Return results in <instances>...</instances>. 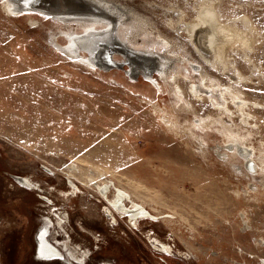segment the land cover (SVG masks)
Here are the masks:
<instances>
[{
  "label": "rangeland",
  "instance_id": "374dc122",
  "mask_svg": "<svg viewBox=\"0 0 264 264\" xmlns=\"http://www.w3.org/2000/svg\"><path fill=\"white\" fill-rule=\"evenodd\" d=\"M5 1L0 264H264V0H212L214 26L249 38L226 46V67L197 46L206 0H110L128 16L118 37L160 56L153 72L119 52L108 69L76 55L104 53L107 35L89 36L107 24L90 15ZM117 193L149 213L130 220ZM39 233L63 254L43 258Z\"/></svg>",
  "mask_w": 264,
  "mask_h": 264
},
{
  "label": "bare ground",
  "instance_id": "6f19581e",
  "mask_svg": "<svg viewBox=\"0 0 264 264\" xmlns=\"http://www.w3.org/2000/svg\"><path fill=\"white\" fill-rule=\"evenodd\" d=\"M86 0H64L65 5H67L69 7V10L72 11H80V9H82V7H84V5L86 4L85 2ZM98 3H101L103 6H107V9L110 11H112L113 15H116V17H118V28L120 27V25L125 26V22L127 20V13L124 12L125 9L123 7L119 8L116 4H114L112 1H108V0H96ZM7 2V3H6ZM5 3L10 6L11 8H18L19 4L14 1V0H6ZM58 4L54 5V4H50V9H57L56 6ZM89 5L91 4H87L86 5V9L84 11H90ZM91 7V6H90ZM8 8V7H7ZM20 8V7H19ZM121 9V10H120ZM215 11L217 12L216 8L214 7V3L212 0H206L204 1L201 6L198 8V13L199 15L195 17L194 19V32L198 35H201V38L203 37V39H205V44L202 42H198L197 46H199L203 51L205 52H210L213 54V57L211 58H207V60L209 61V64H213V66H219V63L224 64V66L226 67V62H224V53H225V49L226 46L229 43H232L233 41H237V40H241L243 43H247L248 44V35L247 33H245L246 31L240 29L238 27L237 24H228L226 22H222L219 18H218V24L216 26H214V21L215 19ZM7 12V10H6ZM90 15V14H89ZM54 17H70V18H83V16H88L86 15H78V14H68V13H62V15H56L53 14ZM92 16V15H90ZM86 19L90 18V17H84ZM92 18L99 20L98 18H96V16H92ZM89 20V19H88ZM93 20V19H92ZM201 20H203L204 23L200 24V22H202ZM234 22H236V20H240L241 22H243L247 29L250 27V21L248 19L247 16H245L244 14L239 17V18H234L233 19ZM255 28V27H254ZM118 30V29H117ZM249 30V29H248ZM100 30L93 29L91 36H102L105 37L106 33L105 32H109V31H105V32H98ZM191 31V30H190ZM251 31V30H250ZM192 32V31H191ZM90 33V32H89ZM112 32H109L106 38L102 39L99 38V42L101 41H105L108 44L111 45H115L116 47H118V39L120 40V42H122L123 44H125L130 50H133V52H131V56L128 57L129 63H131V66L135 67L136 65L139 66L138 64H135L136 62H132L131 59L135 60V61H143L142 64H144L145 66H147V68H150L149 71L153 72L154 68H157V65H159V60H160V56L158 55H153L150 52H145V55H141L139 54L138 51H136L137 53H135V50L138 49H134L131 48L130 46H128L126 44V42L124 40H122L121 38L118 37V32L112 36V34H110ZM82 34V33H81ZM79 34H75L74 37H76ZM80 36V35H79ZM73 37V38H74ZM215 38V41L212 43L211 42V38ZM118 38V39H117ZM199 38V37H198ZM198 38H196V40H198ZM76 39V38H75ZM79 40H84L86 41L85 38L81 39L78 38ZM90 41L89 43H87V45H91V39L88 38ZM94 40V39H93ZM77 41V40H76ZM75 41V42H76ZM250 41V40H249ZM119 42V43H120ZM121 44L122 48H123V44ZM73 45V44H72ZM77 45V44H76ZM74 46V45H73ZM80 46H76L72 49V51L76 52L75 50H78ZM81 49V48H80ZM78 52V51H77ZM144 52V51H142ZM120 53V52H119ZM95 56V55H94ZM205 60V59H204ZM143 65V66H144ZM136 66V67H137ZM151 66V67H149ZM193 68L194 70H197L199 67L196 64H193ZM203 66V65H202ZM160 70V69H157ZM206 76V75H205ZM150 77V76H149ZM203 78V77H202ZM152 79V78H151ZM206 79V78H205ZM212 82V81H211ZM216 86V85H215ZM196 87V86H195ZM211 88V87H210ZM222 88V87H221ZM230 90V89H229ZM213 91V90H212ZM227 91V89H226ZM220 92V91H219ZM224 92V91H223ZM230 92V91H229ZM228 93V92H227ZM239 94V93H238ZM221 96V95H220ZM242 96V95H241ZM237 97V95H236ZM240 97V96H239ZM224 98V97H223ZM239 100V99H238ZM227 101V100H226ZM247 102V101H246ZM248 103V102H247ZM226 104V103H224ZM239 104V103H238ZM221 105V104H220ZM242 105V104H241ZM245 107V106H244ZM226 108V107H225ZM237 108V107H236ZM227 109V108H226ZM246 116V115H245ZM247 118V117H246ZM249 133V132H248ZM238 134H236L237 136ZM225 136V135H224ZM234 137V136H233ZM239 137V136H238ZM223 138V137H222ZM242 138V137H239ZM230 139V138H229ZM228 139H226L227 141ZM232 140V139H231ZM230 140V141H231ZM234 148V147H233ZM258 149V148H257ZM239 150V149H238ZM263 151V150H262ZM242 152V151H241ZM231 153V151H230ZM234 153V152H233ZM232 154V153H231ZM233 155V154H232ZM251 155V154H250ZM234 156V155H233ZM257 156V155H256ZM256 158V157H255ZM262 158V157H261ZM262 161V160H261ZM256 162V161H255ZM250 168L255 169L256 168V163L254 164V162L252 161L250 163ZM256 170V169H255ZM101 187V186H100ZM105 187V186H104ZM103 186L101 188H104ZM100 190V189H99ZM124 195L117 193L116 195H114L113 197L110 198V202L111 205L116 208L118 211L128 215L130 220H134L139 214H148V210H146L143 207L136 206V207H130L129 205H127L125 203L124 200ZM128 197V196H127ZM107 200V199H106ZM129 201V200H128ZM108 205V204H107ZM109 211H111V209L109 208ZM120 216V214H119ZM114 219L115 216H114ZM132 223V222H131ZM137 224V223H136ZM43 230H45V228H43ZM46 233V232H45ZM48 233V232H47ZM40 234V235H39ZM37 238H38V252L42 255L43 258H50L53 257L55 255H61L63 254V252L56 246L54 245L52 242H50L47 238H45L44 234L39 233ZM56 242V241H55ZM61 245V244H60ZM70 249V248H69ZM173 251V250H172ZM71 252H69L70 254ZM72 253H75L72 251ZM72 255V254H71ZM73 256V255H72ZM71 256V257H72ZM69 258V257H68ZM67 258V259H68ZM75 258V257H73ZM56 259V258H55ZM59 259V258H58ZM57 259V260H58ZM60 260V259H59ZM73 260V259H72ZM61 261V260H60ZM54 262V261H53Z\"/></svg>",
  "mask_w": 264,
  "mask_h": 264
},
{
  "label": "water",
  "instance_id": "95a60500",
  "mask_svg": "<svg viewBox=\"0 0 264 264\" xmlns=\"http://www.w3.org/2000/svg\"><path fill=\"white\" fill-rule=\"evenodd\" d=\"M16 1L19 5L20 8H31V9H37L40 11H44V12H48L50 14H56V15H62V13H68V14H78V15H92V16H96V18H98L101 22H104L107 24V27H103L102 29H98L100 31L98 32H105V31H109L112 32L110 34L115 35L117 33V29H118V21L116 15H113L112 11H110V9H107V6H103L101 3H98L96 0H86V4L84 5V7H82V9H80V11H72L69 10V7L67 5H65L64 0H14ZM58 4L56 6L57 9H50V4ZM87 4H91L89 5L90 11H84L86 9V5ZM91 6V7H90ZM89 32V31H88ZM109 32H105L106 35ZM92 33V32H91ZM88 34L86 33H82L80 36L77 35L74 38H86ZM90 35V34H89ZM98 36V35H97ZM108 36V35H107ZM89 37H93V36H89ZM99 38V37H97ZM118 39V38H117ZM118 41L120 42V40L118 39ZM122 43V42H120ZM101 46L103 45V48H105L104 53L103 51L99 52V56L100 60H98V55H96V58L93 56L92 50L87 47L85 44H81L80 43V47L79 48H83L85 50H87L89 52V56L87 57H83L79 52L76 51V55H78L80 58H82L83 60H85L86 62L92 64L93 66H98L102 69H108L111 68L113 66H117V67H121L124 63H126L125 61L123 62H118L113 60L112 58V53L113 52H120L121 54H123L124 56H126L127 58L129 56H131V52H133V50H130L125 44H123V48L121 46L116 47L115 45H111L108 44L107 42L105 44H103V42L100 43ZM131 51V52H129ZM136 51L139 52V54L141 55H145V52L139 51V50H135L134 52L137 53ZM129 62V60H128ZM131 65V63H130ZM142 66V65H141ZM145 66V65H144ZM142 66V67H144ZM146 70H150V68H147V66L144 67ZM151 72V71H149ZM150 76V73H149Z\"/></svg>",
  "mask_w": 264,
  "mask_h": 264
}]
</instances>
